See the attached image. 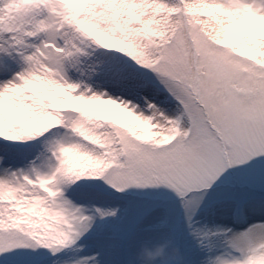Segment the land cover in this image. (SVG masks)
Segmentation results:
<instances>
[{"label": "snow or ice", "instance_id": "1", "mask_svg": "<svg viewBox=\"0 0 264 264\" xmlns=\"http://www.w3.org/2000/svg\"><path fill=\"white\" fill-rule=\"evenodd\" d=\"M242 5L264 9V0H0V256L31 249L45 264L39 250L47 249L51 256L76 253L70 264H108L112 249L80 255L96 218H119L110 205L89 215L66 199V188L84 176L120 191L174 190L191 234L204 245L209 233L196 226L204 190L237 164L264 176V64L257 63L264 35L235 23L240 17L231 9ZM86 41L119 49L151 70L174 99V113L143 95L151 80L124 69L100 74L143 95L148 111L134 97L121 101L98 91L91 83L96 66L85 70L80 59L89 55ZM57 125L78 139L45 143L54 161L41 152V163L13 165L9 141L32 140ZM93 195L102 201L110 194ZM256 198L264 216V180ZM164 204L161 194L144 206L142 219L156 222L119 264H192L169 234ZM210 211L246 219L252 208L221 197ZM212 235L227 236L226 251L200 264H264V221ZM161 244L157 258H145ZM206 247L211 253V242Z\"/></svg>", "mask_w": 264, "mask_h": 264}, {"label": "rangeland", "instance_id": "2", "mask_svg": "<svg viewBox=\"0 0 264 264\" xmlns=\"http://www.w3.org/2000/svg\"><path fill=\"white\" fill-rule=\"evenodd\" d=\"M231 11L240 17L235 21L240 27L252 26L260 35H264V9L254 5H242L231 9ZM83 47L89 55L82 56L80 59L85 61V70L88 65L96 66L97 75L91 83L98 91L109 92L112 98L121 101L134 97L133 102L139 103L142 109L148 111L147 101L143 99V95H146L149 100L157 104L161 111L168 115L174 113V99L169 97V93L151 70L138 64L132 57L119 49H106L88 41L84 43ZM258 54L260 59L257 60V63L264 64V51H260ZM121 69L135 73L141 79L151 80V87L141 95L123 87L110 85L105 76L100 74L102 70L117 72ZM71 74L76 76L75 71ZM65 134L68 138L78 139L71 134V129L57 125L49 129L47 133L32 140L9 141V144L15 145V147L7 149L12 154L13 165L25 167L30 163V160L41 163L40 160L36 159L41 152L45 153L43 160L47 161L48 158H51L54 161L55 157L52 152L47 151L45 143L49 145L55 143L61 140ZM45 137H48L46 142ZM2 144L3 139L0 138V145ZM262 180H264V176L258 169L246 168L237 164L222 172L211 188L204 190L206 192L204 204L196 217V226L209 233V237L204 240L203 246L201 240L191 234V230L185 222L181 198L174 190L166 187L138 188L131 186L120 191L113 188L102 177L84 176L66 188L65 197L76 207L88 209L87 214L89 215L97 207H105L107 210L110 205L118 209V219L98 217L93 221L92 228L86 234L87 239L83 240L87 247L80 255H95L98 250L112 249V254L107 256L108 264H119L121 255H127L132 251V245L142 231L156 222L155 220L145 221L142 219L144 206L151 204L163 194L165 204L162 210L168 212L170 216L169 234L176 237L177 242L184 248L192 264H200L210 254L215 255L226 251L227 236L212 234L217 232H244L253 225L258 226L264 221V216L259 213L260 204L256 198ZM82 181H97L98 183H83ZM98 189L108 192L109 198L102 201L97 200L93 193ZM221 197L230 201L237 208L248 203L252 211L246 219L237 215H214L210 211L211 206ZM210 242L213 245L211 253L206 247ZM165 247L166 245L161 244L154 249H147L144 254L145 258L148 260L157 258V253H161ZM39 251L44 253L42 259L45 264H70L76 258V253L71 251L62 252L57 256L48 254L47 249H40ZM31 252V249H17L16 254L0 256V264H37L38 258L33 256Z\"/></svg>", "mask_w": 264, "mask_h": 264}, {"label": "bare ground", "instance_id": "3", "mask_svg": "<svg viewBox=\"0 0 264 264\" xmlns=\"http://www.w3.org/2000/svg\"><path fill=\"white\" fill-rule=\"evenodd\" d=\"M61 138H62V139H71V137L68 138L66 134L64 135V137H61ZM62 139H61V140H62Z\"/></svg>", "mask_w": 264, "mask_h": 264}]
</instances>
